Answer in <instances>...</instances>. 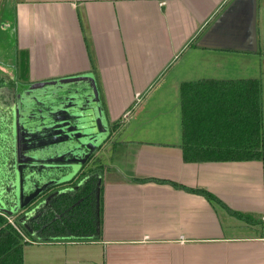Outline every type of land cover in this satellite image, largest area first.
Listing matches in <instances>:
<instances>
[{
    "label": "crops",
    "instance_id": "1",
    "mask_svg": "<svg viewBox=\"0 0 264 264\" xmlns=\"http://www.w3.org/2000/svg\"><path fill=\"white\" fill-rule=\"evenodd\" d=\"M253 10V0H0V86L19 94L81 88L120 125L91 165L100 179L99 237L31 246L59 247L64 264H264V161L187 163L182 125L171 129L181 114L149 106L170 78L180 100L184 82L260 79L264 105V0H256L250 50ZM191 50L262 63L233 78L173 77ZM21 51L27 83L18 79ZM73 77L85 80L62 87Z\"/></svg>",
    "mask_w": 264,
    "mask_h": 264
},
{
    "label": "trees",
    "instance_id": "2",
    "mask_svg": "<svg viewBox=\"0 0 264 264\" xmlns=\"http://www.w3.org/2000/svg\"><path fill=\"white\" fill-rule=\"evenodd\" d=\"M28 56L26 51L18 53V79L24 83L28 82ZM180 91L185 162L264 161L260 79H201L182 83ZM18 94L0 86V193L4 192L9 209L16 180L13 113ZM119 127L113 124V132ZM95 170L90 167L71 187L56 189L26 214L17 218L15 214L12 222L0 213V264H25V247L34 242L98 238L102 198L100 192L98 201L100 179ZM196 192L216 201L206 191Z\"/></svg>",
    "mask_w": 264,
    "mask_h": 264
},
{
    "label": "water",
    "instance_id": "3",
    "mask_svg": "<svg viewBox=\"0 0 264 264\" xmlns=\"http://www.w3.org/2000/svg\"><path fill=\"white\" fill-rule=\"evenodd\" d=\"M253 7V48L250 50L257 46L256 0ZM84 80L85 77L63 80L62 87ZM31 91L18 94L13 113L16 180L10 209L3 201L4 192L0 193V210L16 214L15 218L26 214L56 189H68L80 180L116 133L98 95L81 88ZM99 195L100 189L98 201Z\"/></svg>",
    "mask_w": 264,
    "mask_h": 264
},
{
    "label": "rangeland",
    "instance_id": "4",
    "mask_svg": "<svg viewBox=\"0 0 264 264\" xmlns=\"http://www.w3.org/2000/svg\"><path fill=\"white\" fill-rule=\"evenodd\" d=\"M207 56L191 50L185 54L179 66L173 71V77L179 75V78H199V77H218L230 78L235 76H243L244 74H252L258 68V63H262L258 56L246 53L231 52L225 54L221 51H211ZM206 65V69L204 68ZM172 78L168 79L159 90H157L149 101L151 108L166 107L172 114L178 112L182 115L180 96L175 97L173 86H166ZM164 90V91H163ZM180 115L177 125H172V131H181L182 116ZM1 211V210H0ZM15 215V214H14ZM12 214V216L14 217ZM59 241V240H58ZM27 245L25 247V264H64V252L57 248L33 247ZM68 246H63L66 248ZM84 257L93 255L91 251H84ZM89 264V263H85Z\"/></svg>",
    "mask_w": 264,
    "mask_h": 264
}]
</instances>
